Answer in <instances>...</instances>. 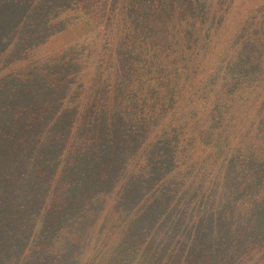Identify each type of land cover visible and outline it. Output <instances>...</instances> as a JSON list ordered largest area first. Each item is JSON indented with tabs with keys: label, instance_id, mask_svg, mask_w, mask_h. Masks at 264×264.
<instances>
[{
	"label": "trees",
	"instance_id": "trees-1",
	"mask_svg": "<svg viewBox=\"0 0 264 264\" xmlns=\"http://www.w3.org/2000/svg\"><path fill=\"white\" fill-rule=\"evenodd\" d=\"M206 6L203 0H0V148L11 149L9 157L0 154V184L17 192L25 176L22 150L35 153L33 139L44 128L45 142L55 130L67 140V162L50 203L37 210L28 200L18 208L20 218L17 211L0 221L25 239L28 217L59 210L54 244L47 243L43 219L40 241L15 253L14 264L22 255L30 260L33 250L40 264L48 254L53 264H122L120 248L122 256L131 252L130 263L145 261L140 244L139 254L131 251L140 229L123 210L117 223L118 204L103 205L115 201L107 187L117 149L128 150L136 140L129 156L137 169L129 175L136 179L135 197L147 198L145 185L153 183L147 200L156 205L162 188L164 209L174 217L169 224L191 241L197 260L210 251L206 235L223 240L228 230L231 245L240 247L231 248L240 264H264V9L241 15L224 37L222 16ZM56 12L91 23L100 42L84 40L23 62L18 51L47 40ZM78 164L88 165L91 175L77 172ZM190 197L196 206L191 221L184 209ZM96 221L101 232L81 252L67 254L69 243L84 242Z\"/></svg>",
	"mask_w": 264,
	"mask_h": 264
},
{
	"label": "rangeland",
	"instance_id": "rangeland-1",
	"mask_svg": "<svg viewBox=\"0 0 264 264\" xmlns=\"http://www.w3.org/2000/svg\"><path fill=\"white\" fill-rule=\"evenodd\" d=\"M203 1L207 5L206 8L212 6L211 10L216 11L218 16H222V24H224L222 27V35L224 37L230 34V28L233 27L237 21L239 23L240 20H242L241 15L245 14L246 12L253 13L255 11L259 12V10L264 9V0H233V3H231L232 0ZM60 20H63L62 24H59ZM100 32L102 37L107 36L103 33V30H100ZM97 33V30L91 23H88V21H77L70 19L67 15L64 16L62 13L56 12L55 19L52 21V25L48 31L47 40L44 43L39 44L38 47L30 49L29 51H25L24 53H22L23 51L21 50L18 51L17 56L24 57L23 62H25L27 60L26 58H31L33 60L42 59L41 57L52 56L56 52H60L84 40L93 45L94 41L100 42L101 38H96ZM6 62H9L8 58ZM10 64V66H12L14 63ZM4 66L5 64L3 63L0 65V79L4 75ZM55 106L56 108L60 107L59 100H56ZM45 126H47V122H43L41 128H44ZM46 131L47 129L44 128L42 131L43 134ZM55 132V137H52L48 142L43 140V134L39 135L37 139H33L34 142L31 147L37 148L34 149L35 153L31 150H19L18 154H20L22 150V157L24 158V160H22L24 163L22 166L25 170V176L17 185V192L15 194L11 193L7 189L10 186L9 183L0 184V221L2 223L6 221L10 214L19 211L18 208L20 205L28 204V200H31L33 205L35 204L37 210H39L40 207L45 203H50V198L52 197L53 191L57 190L56 181L59 177L61 167L67 162L66 135L59 134L57 130H55ZM118 137L120 143L122 144V132L118 134ZM138 142L139 140H136L133 144L134 147L128 150H122V145L117 149L118 151L115 154L116 171L114 173V179L110 183L109 187H107V189L110 191L108 198L115 199V201L113 202L112 200H104L103 203L105 207L109 205V203L118 204L114 213H112L116 216V218L120 219L117 222L118 224L122 222L123 210V217H126V221L132 220L133 225L140 229L138 235L136 237H132L133 240L136 241L133 242L135 245L131 251L135 254H139L137 248L139 247L143 250L145 253V261L142 264H240L237 260V253L240 251V247L236 246L235 248L234 244L237 245L235 242L233 245H231L233 240L231 235H228V230L225 231L223 240L218 239V234L206 235L209 241L206 240L205 244L210 249V251L207 250L205 254L200 256L201 260H197V255L199 253H196L192 249L191 241H189V239H185L183 235H177L169 224L168 218L172 219L174 217L170 215V212L165 211L164 209V201L160 196L162 195L160 192L162 188H158L157 190L158 200L153 201V203H157L156 205L149 204L147 200V198L151 197L152 192L149 190L153 186V183L151 185H145L147 198H145V196L138 198L135 197L134 194L136 179H130L129 175L136 173L137 169L135 164L132 162L133 157L129 156L133 154V150L137 146ZM9 151L11 152V149L3 151L0 148V154H2L1 156L8 155L9 157V154H6ZM11 156H13V153H11ZM123 167H125L124 173L122 171ZM80 168L85 169L87 174L91 175V170H89L88 165L78 164L77 172ZM60 178L61 180H64L65 176H60ZM170 185L168 186L170 187ZM168 186L163 187L166 188ZM171 188L175 189L174 186ZM185 192L186 191L183 190L180 193L182 194ZM32 195H35L36 198H33ZM188 200L189 202L184 205V209H186V218L191 221V211H193L196 206L195 203L190 202V200H192L191 197ZM58 212V209L53 208L47 217L43 216L44 210L36 213L34 217H28V220H31L32 222V227H30L32 228V231L29 228L25 234H22L23 237L25 236V239H22V237H19L17 234H15L17 230L9 233L8 228L1 226L0 264H14L16 260H12L13 257L16 256L15 253H17L19 250H24V248H34L36 243L40 241L38 236L41 233V228L38 226V224L43 219L46 221L45 225L49 226H45L44 228L48 229V234L46 236L47 243L52 246L54 244V235L56 234L53 233L51 226L54 223L53 216ZM23 213V211L17 212L18 218H20ZM135 214H138V216L135 217ZM110 217L111 215H109V218ZM102 228L103 225L101 221H96L92 228L87 229L85 233L86 239H84V242L69 243L70 249L67 250V254H71L73 250L76 251V253L81 252L88 246H85V244H87L89 240L91 242L92 237L96 234H99ZM60 237L62 238L64 236L61 235ZM4 240L7 242V245L3 243ZM17 242H20L23 245L17 251H15L14 244ZM137 243L140 244V246L137 247ZM215 243L218 244V247H216L218 250L214 251L211 249V247L215 248ZM232 247L238 252L232 254ZM51 251L52 253H56V248H53ZM120 252L122 264H132L130 263L131 260L129 259L131 252H127V250H125L123 256L122 248H120ZM31 253L30 260L24 261V255H22L19 264H40V259L42 258L38 257L36 250H33ZM205 255H208L209 259H207ZM49 256H51V254H48L46 262L42 260V264H53V260H49ZM52 256H54V254ZM210 258L213 259L210 260ZM55 264L67 263L65 261H59Z\"/></svg>",
	"mask_w": 264,
	"mask_h": 264
}]
</instances>
